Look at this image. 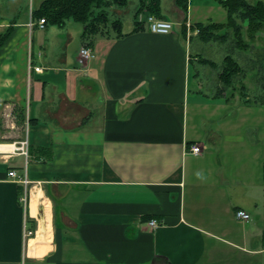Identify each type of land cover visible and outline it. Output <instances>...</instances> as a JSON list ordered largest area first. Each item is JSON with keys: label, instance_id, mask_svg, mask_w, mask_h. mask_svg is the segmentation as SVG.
<instances>
[{"label": "crops", "instance_id": "crops-1", "mask_svg": "<svg viewBox=\"0 0 264 264\" xmlns=\"http://www.w3.org/2000/svg\"><path fill=\"white\" fill-rule=\"evenodd\" d=\"M34 1L0 12V264H264V104L200 89L185 34L226 9L160 0L161 35L130 0L111 11L133 23L89 44L72 20L41 28Z\"/></svg>", "mask_w": 264, "mask_h": 264}, {"label": "rangeland", "instance_id": "rangeland-1", "mask_svg": "<svg viewBox=\"0 0 264 264\" xmlns=\"http://www.w3.org/2000/svg\"><path fill=\"white\" fill-rule=\"evenodd\" d=\"M37 2V0H35ZM34 1V2H35ZM251 5L264 0H247ZM33 0H0V12H7L9 9L17 7L26 15ZM35 6V5H34ZM126 14L122 17L123 25L128 28L133 23L134 10L128 6ZM112 9V8H111ZM110 9V21H117L119 27L120 20ZM132 9V10H131ZM216 23L210 26L207 32H200L198 27L192 26L186 29L185 34L191 40L192 49V73L196 78L198 86L207 92L211 98H220L222 101L237 100L245 103L264 104V27L251 34L247 21H237L243 27L239 29L228 20L227 12L222 19L217 13L213 16ZM118 19V20H117ZM121 21V20H120ZM77 27L80 24L71 21ZM104 33L115 30L113 24L108 23L103 28ZM116 31V30H115ZM242 38H240L241 36ZM227 57L238 62L240 72L231 77L228 82L222 80L221 75L225 68Z\"/></svg>", "mask_w": 264, "mask_h": 264}, {"label": "trees", "instance_id": "trees-1", "mask_svg": "<svg viewBox=\"0 0 264 264\" xmlns=\"http://www.w3.org/2000/svg\"><path fill=\"white\" fill-rule=\"evenodd\" d=\"M130 0H44L38 9L32 12L33 21L45 19V27L50 25L64 26L68 21L72 20L77 24H80L84 30L82 37L89 44L98 35L104 33L103 28L108 23L113 24L115 30L120 32L122 22L119 27H116L117 21H110V9L111 8H125L129 4ZM226 9L228 14V20L234 23L238 32L242 29V25L237 21H247L249 32L252 33L258 31L264 27V4L257 2L255 5H251L247 0H217ZM142 7L139 11H142L147 7L148 15L156 16L163 19L161 15L160 0H150V4L146 5V0H141ZM179 5L187 11L188 0H178ZM216 23L210 24H196L194 27H198L200 32H207L210 26H214ZM138 26V23L136 22ZM216 26V25H215ZM211 29V28H210ZM10 29L0 36V48L10 35ZM250 32V34H251ZM241 36V34H240ZM242 38V36L240 37ZM240 72V67L237 61L231 57H227L225 60V68L223 69L221 78L223 81L228 82L231 77H235ZM246 101L245 103H248ZM258 103V102H255ZM170 264L164 257L158 256L155 263Z\"/></svg>", "mask_w": 264, "mask_h": 264}, {"label": "built area", "instance_id": "built-area-1", "mask_svg": "<svg viewBox=\"0 0 264 264\" xmlns=\"http://www.w3.org/2000/svg\"><path fill=\"white\" fill-rule=\"evenodd\" d=\"M45 22H46L45 19H40L39 26L41 28H45ZM145 22L148 25L149 30L152 33H156V34H161V35L169 34L174 29V25L171 21L160 19L153 15H148L145 19ZM30 25L33 26L32 21ZM94 56L95 54L93 50L90 47L85 46L80 50L79 63L81 65H85L88 61L93 59ZM33 69L36 72L42 71L40 67H34ZM201 152H202V148L199 145H194L189 149V153L193 155H199ZM11 153L23 155L28 160L30 156L29 155L30 154V142H29L28 136L21 141L12 143ZM9 176L20 180L24 185H28L30 183L27 177V172H25L23 176H20L16 170H11L9 172ZM23 201L26 202V198H23ZM235 216L239 220L248 221L250 219V214L244 210L236 211ZM150 224L155 227L159 225V223L156 220L151 221ZM32 234L33 233L29 231L27 232L26 236L29 238Z\"/></svg>", "mask_w": 264, "mask_h": 264}]
</instances>
